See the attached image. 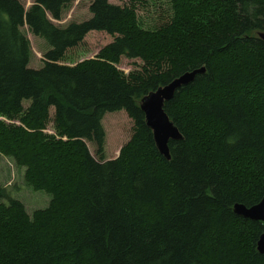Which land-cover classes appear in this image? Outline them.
I'll return each mask as SVG.
<instances>
[{"label":"trees","instance_id":"obj_1","mask_svg":"<svg viewBox=\"0 0 264 264\" xmlns=\"http://www.w3.org/2000/svg\"><path fill=\"white\" fill-rule=\"evenodd\" d=\"M164 1L170 20L147 30L141 0H91L65 26L71 0H0V156L51 198L29 215L0 188V264H264L262 223L232 212L264 197V0ZM24 26L44 43L40 68ZM90 32L112 42L60 64ZM122 58L141 66L125 75ZM200 68L164 103L182 136L166 160L139 103ZM120 111L132 135L106 161L102 119Z\"/></svg>","mask_w":264,"mask_h":264},{"label":"rangeland","instance_id":"obj_2","mask_svg":"<svg viewBox=\"0 0 264 264\" xmlns=\"http://www.w3.org/2000/svg\"><path fill=\"white\" fill-rule=\"evenodd\" d=\"M24 9H28L34 0H17ZM91 0H71L69 9L63 15L60 22H53L57 26H65L70 22H82L90 18L88 6ZM110 4L123 6L131 4L132 0H108ZM136 14L140 27L153 30L170 20V5L164 0H141L136 5ZM22 31L29 40L32 57L30 67L40 68L45 46L42 40L35 38L24 26ZM264 32V31H262ZM261 33V32H259ZM112 42V38L105 33L90 32L78 47L69 50L60 64L75 65L81 61L94 58L100 49ZM141 63L138 60L122 58L117 65L119 71L125 75L138 70ZM102 127L105 132L104 157L105 160H113L119 150L125 145L132 135V121L123 112L107 113L102 119ZM47 133H52L51 125L47 126ZM91 155L94 154L92 145L87 144ZM0 188L6 189L14 198L19 200L31 215L35 210L45 209L50 201V196L42 191H32L23 181V170L14 166L8 158L0 156Z\"/></svg>","mask_w":264,"mask_h":264},{"label":"water","instance_id":"obj_3","mask_svg":"<svg viewBox=\"0 0 264 264\" xmlns=\"http://www.w3.org/2000/svg\"><path fill=\"white\" fill-rule=\"evenodd\" d=\"M257 37L264 41V32L258 33ZM204 72V68H200L184 73L169 84L148 93L139 103L140 110L144 115L145 125L152 133L155 147L166 160L170 159L168 142L181 140L182 136L165 114L163 110L164 103L170 101L179 88L190 84L196 75ZM232 212L243 219L262 223L263 231L257 240L256 251L258 254L264 255V197L249 208L241 204H235Z\"/></svg>","mask_w":264,"mask_h":264}]
</instances>
